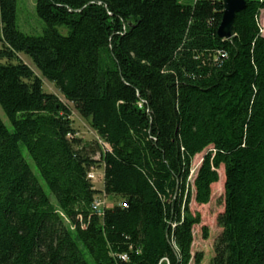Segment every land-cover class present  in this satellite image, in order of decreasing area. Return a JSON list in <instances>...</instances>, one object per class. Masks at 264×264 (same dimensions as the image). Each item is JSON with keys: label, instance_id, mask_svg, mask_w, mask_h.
I'll return each mask as SVG.
<instances>
[{"label": "trees", "instance_id": "obj_1", "mask_svg": "<svg viewBox=\"0 0 264 264\" xmlns=\"http://www.w3.org/2000/svg\"><path fill=\"white\" fill-rule=\"evenodd\" d=\"M222 11V0H37L44 27L31 36L15 0H0V264H88L83 249L93 264H200L188 207L208 204L215 183L224 209L209 264H264V0H245L229 40L216 35ZM18 54L97 134V162ZM95 163L102 193L122 201L101 214Z\"/></svg>", "mask_w": 264, "mask_h": 264}, {"label": "rangeland", "instance_id": "obj_2", "mask_svg": "<svg viewBox=\"0 0 264 264\" xmlns=\"http://www.w3.org/2000/svg\"><path fill=\"white\" fill-rule=\"evenodd\" d=\"M36 1L37 0H15L16 2L15 24L17 29L23 34L31 35V36L42 35L44 24L36 15L35 12ZM175 1L179 4L192 5L194 0H175ZM259 26L262 30L261 34L264 37V11H262V15L260 14L259 16ZM58 30L62 34L66 33V30L63 28H59ZM18 58L23 64L29 67L35 73L36 76H38L41 79L43 91L45 93L56 96L65 106L69 108L71 113L70 119L72 121V127L75 131V137L81 140L82 146L84 144L90 145L89 148H87V152H89L91 149H94V154H89V155L92 160L97 162L99 160L100 153L96 147L98 145L100 149L103 150L104 145L101 142V140L98 138L97 134L90 128L88 122L78 114V112L75 110L74 106L71 103H68L62 97V95L59 93V91L54 87L52 83L48 82L46 79L40 76L39 72L33 66L29 58H27L22 54H18ZM0 119L2 120L4 125L9 128V123L4 113L2 112L1 108H0ZM206 152L207 150H204L202 153L196 155L190 164L189 177L187 181H188V189L191 191L192 195H193V186H192L193 180L195 178L197 169L203 159V156L205 155ZM22 156L28 163L32 173L38 179L39 185L42 187L44 193L49 197L51 203H55V199L53 195L50 193L49 189L38 175L34 163L29 158V156L27 155L26 151L23 148H22ZM94 172H95L96 180L91 183L95 190L100 191V193H102L103 165L100 163H95L94 167L90 168L88 172V176L89 174ZM217 173H218V177H219V173H222L224 177L222 167L218 169ZM210 189H211V196L208 204L197 205L192 197L188 207L189 211L192 214L198 213L200 217V223L198 225H195L192 229L193 243L191 246L192 256H194V254L196 253H199L202 256V261L200 264H209L210 260L214 256V244L221 233V229L217 224V217L223 212L224 209V190L219 183L212 184ZM118 205H122L121 199L105 196L104 209L106 208L110 209ZM203 227H205L206 229L207 239H203V235H202ZM79 247L82 248L81 245H79ZM82 253L88 264H93L89 255L84 249L82 250Z\"/></svg>", "mask_w": 264, "mask_h": 264}, {"label": "water", "instance_id": "obj_3", "mask_svg": "<svg viewBox=\"0 0 264 264\" xmlns=\"http://www.w3.org/2000/svg\"><path fill=\"white\" fill-rule=\"evenodd\" d=\"M222 16L216 35L223 40H229L235 36L234 19L245 8V0H222Z\"/></svg>", "mask_w": 264, "mask_h": 264}, {"label": "built area", "instance_id": "obj_4", "mask_svg": "<svg viewBox=\"0 0 264 264\" xmlns=\"http://www.w3.org/2000/svg\"><path fill=\"white\" fill-rule=\"evenodd\" d=\"M139 108L142 107V103L138 104ZM88 179L93 182L95 181V172L89 174ZM104 204H105V194L104 193H100L98 195H96L92 201V207H96L98 208V214H101L103 212V208H104ZM118 260L122 261V262H127V255H118L117 256Z\"/></svg>", "mask_w": 264, "mask_h": 264}, {"label": "bare ground", "instance_id": "obj_5", "mask_svg": "<svg viewBox=\"0 0 264 264\" xmlns=\"http://www.w3.org/2000/svg\"><path fill=\"white\" fill-rule=\"evenodd\" d=\"M222 40H223V39H222ZM92 209H93L95 212L98 213V208H96V207H92ZM123 255H126V254H123Z\"/></svg>", "mask_w": 264, "mask_h": 264}, {"label": "crops", "instance_id": "obj_6", "mask_svg": "<svg viewBox=\"0 0 264 264\" xmlns=\"http://www.w3.org/2000/svg\"><path fill=\"white\" fill-rule=\"evenodd\" d=\"M260 14L262 15V12Z\"/></svg>", "mask_w": 264, "mask_h": 264}]
</instances>
